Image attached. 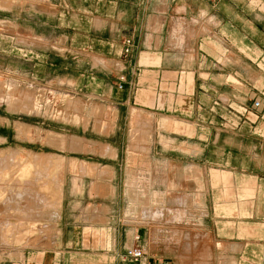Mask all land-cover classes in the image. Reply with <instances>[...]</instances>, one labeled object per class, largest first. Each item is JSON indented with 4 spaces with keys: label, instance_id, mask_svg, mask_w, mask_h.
Here are the masks:
<instances>
[{
    "label": "rangeland",
    "instance_id": "374dc122",
    "mask_svg": "<svg viewBox=\"0 0 264 264\" xmlns=\"http://www.w3.org/2000/svg\"><path fill=\"white\" fill-rule=\"evenodd\" d=\"M183 1L195 9L202 3L0 0V38L9 37L13 42L9 50L16 48L10 56L0 51V264H82L108 259L114 256V229L118 239L125 232L132 238L139 235L138 244L150 256L176 264H264V218L249 220L250 228L245 230L258 227L255 241L235 250L194 233L191 225L183 227L182 233L163 235L157 205L164 187L144 184V171L137 175L138 184L131 185L136 179L133 170L119 171L116 165L120 155L116 156L115 146L127 148L136 131L148 132V125H139L142 116L126 107L113 117L110 89L117 88L120 77L134 78L132 74L127 78V70L115 74L113 68L133 61L135 32L142 36L137 43L140 69L150 65L146 34L165 13L179 16L177 6ZM216 1V13L211 16L218 18L217 23L200 24V11L191 13L193 24L187 36L193 41L175 37V44L182 42L174 52L192 54L191 46H199L201 56L211 55L225 71L237 73L228 76V82L250 78L252 91L264 98V47L254 41L264 34V0ZM6 20L9 23H3ZM127 39L132 49L125 55ZM6 45L1 43L0 50ZM254 98L251 104L259 101ZM226 109L235 115L247 110ZM156 124L175 132L184 129L162 120ZM237 127L236 120L219 125L224 130ZM255 153L251 157L264 167V150L258 156ZM131 176L134 180H129ZM59 178L62 190L54 185ZM129 198L139 203L136 218L130 217ZM129 225H148L151 233H137Z\"/></svg>",
    "mask_w": 264,
    "mask_h": 264
},
{
    "label": "crops",
    "instance_id": "0c3cea01",
    "mask_svg": "<svg viewBox=\"0 0 264 264\" xmlns=\"http://www.w3.org/2000/svg\"><path fill=\"white\" fill-rule=\"evenodd\" d=\"M200 2V8L195 9L183 1L177 6L179 16L171 18L165 13L158 21L159 25L146 34L145 41L151 49L150 65L140 69L141 52L137 43L142 36L135 32L131 38L133 61L124 62L126 66L121 68H113L115 74L127 70L128 79L129 74L134 76H130L129 81L125 80L123 89L119 90L118 86L110 89V106L115 108L113 117H118L119 110L126 107L142 116L139 117V125H148V132L136 131L127 148L115 146L116 156L120 155L116 165L119 171L133 170L136 179L131 181V185L138 184L137 175L144 171L147 175L144 184L164 187L157 205L162 211L163 235L182 233L183 227L189 229L188 225H191L194 233L206 234L207 239L229 244L235 250L255 241L258 227L256 231L245 230L250 228L249 220L264 218V167L251 157L255 158V152L258 156L264 150V98L252 91L254 84L250 78L240 77L242 82L233 84L228 82L227 77L237 73L225 71L214 63L215 59L211 60V55L201 56V48L197 45L189 49L192 54H175V48L181 47L182 42L177 40L178 44H175V37L185 38L191 32V13L200 11V24H216L218 21L211 16V13H216L217 1ZM3 23H9V20ZM259 34L254 41L264 47V34ZM187 38L193 41L189 36ZM10 42L9 37L0 38V46L1 43L7 44V49L0 50L6 56L16 49L9 50ZM207 61L209 64H205ZM162 85L167 89H162ZM253 97L260 102L257 108L250 102ZM227 106L238 110L246 107L248 111L235 115L226 109ZM158 120L171 122L174 127L178 124L184 129L180 132L162 129L156 124ZM233 120L239 126L236 131L219 128L223 121ZM244 144H254L255 147L244 149ZM129 178L134 180L132 176ZM127 180L125 178L122 183L125 185ZM126 203L133 206L130 217H138V201L129 198ZM144 217L147 218L146 215ZM206 225L211 228L207 229ZM134 228L137 233H151L148 225ZM117 233L114 229L111 242L114 256L82 264H126L125 249L136 243L128 232L119 239L116 238ZM20 264L27 263L23 261Z\"/></svg>",
    "mask_w": 264,
    "mask_h": 264
},
{
    "label": "built area",
    "instance_id": "2783aa9c",
    "mask_svg": "<svg viewBox=\"0 0 264 264\" xmlns=\"http://www.w3.org/2000/svg\"><path fill=\"white\" fill-rule=\"evenodd\" d=\"M131 49H132V43L129 39H127L125 43L124 54L125 55L130 54ZM124 83H125V78L120 77L119 84H118L119 90L123 89ZM259 105H260L259 101H255L253 104L255 108L259 107ZM139 240H140L139 235L134 236L133 241L136 244L125 249V252H124L125 260L124 261L126 264H176L174 262L167 261L164 259L151 257L147 253V251L141 245L138 244Z\"/></svg>",
    "mask_w": 264,
    "mask_h": 264
},
{
    "label": "bare ground",
    "instance_id": "6f19581e",
    "mask_svg": "<svg viewBox=\"0 0 264 264\" xmlns=\"http://www.w3.org/2000/svg\"><path fill=\"white\" fill-rule=\"evenodd\" d=\"M54 185L56 186V188H58V186L61 187L62 186V179L59 178L58 181H55Z\"/></svg>",
    "mask_w": 264,
    "mask_h": 264
}]
</instances>
